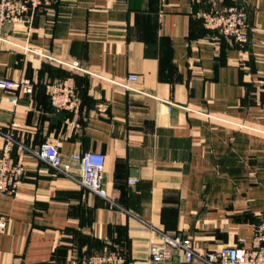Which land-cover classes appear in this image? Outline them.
<instances>
[{"label":"crops","instance_id":"0c3cea01","mask_svg":"<svg viewBox=\"0 0 264 264\" xmlns=\"http://www.w3.org/2000/svg\"><path fill=\"white\" fill-rule=\"evenodd\" d=\"M217 5L247 11L245 45L196 17ZM132 73L131 88L116 83ZM69 75L77 113L48 94ZM0 77L36 83L16 104L0 88V152L10 129L26 167L17 191L0 194V264H87L108 244L127 264H206L153 260L160 231L206 251L252 246L264 213V0H55L0 24ZM48 142L65 163L104 153L107 198L39 158Z\"/></svg>","mask_w":264,"mask_h":264},{"label":"built area","instance_id":"2783aa9c","mask_svg":"<svg viewBox=\"0 0 264 264\" xmlns=\"http://www.w3.org/2000/svg\"><path fill=\"white\" fill-rule=\"evenodd\" d=\"M55 0H0V24L15 23L26 20L38 10L50 6ZM203 25L216 31L218 35L233 39L243 46L255 29L249 24L247 11L238 5L212 6L196 13ZM39 53V52H36ZM62 65L79 71L89 72L79 62L61 61ZM139 75L132 73L125 81H117L119 85L131 88V82ZM35 81L28 77L9 79L0 77V88L4 89L13 104L18 102L21 94H33ZM48 94L53 107L57 109L79 112L82 96L73 75L57 78L48 84ZM4 144L0 152V194H14L23 181L26 167L22 162L14 161L12 151L15 144L14 134L8 129L3 132ZM19 148H25L19 145ZM35 154L58 172L70 176L85 189L107 198L103 179L105 173L104 153L87 150L75 152L71 162L65 163L55 143H45ZM79 166V174L74 175L72 164ZM131 181H135L132 179ZM8 225V217L0 214V232ZM176 256L180 261L191 262L195 258L206 264H264V213L255 227L253 243L250 247L228 245L216 250H203L195 246L192 238L159 232V242L153 244L152 259L164 261ZM87 264H127L125 253L117 246L105 245L103 249L87 258Z\"/></svg>","mask_w":264,"mask_h":264}]
</instances>
